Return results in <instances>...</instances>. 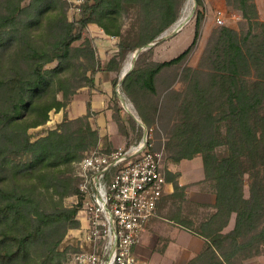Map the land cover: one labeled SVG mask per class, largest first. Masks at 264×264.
<instances>
[{"label":"trees","instance_id":"trees-1","mask_svg":"<svg viewBox=\"0 0 264 264\" xmlns=\"http://www.w3.org/2000/svg\"><path fill=\"white\" fill-rule=\"evenodd\" d=\"M237 1L246 28L215 29L195 66L185 62L199 39L201 14L184 50L156 61L146 59L152 52L148 47L120 84L148 124L155 116L165 119L161 113L170 101L174 115L168 119L166 145L174 163L202 158L214 212L196 228L184 225L204 239L201 251L186 264H234L233 258L264 246V21L258 19L254 0ZM183 2L83 0L70 20L64 0H0V264H58L65 257L68 247L61 251L59 245L68 229L80 225L75 216L79 205L63 203L78 193L74 163L104 141L91 126L89 102L85 114L75 118L65 111L79 88L94 87L98 71L114 72V88L127 54L154 42L177 19ZM196 3L203 5L202 0ZM131 9L136 20L124 32L123 16ZM90 23L118 38L105 64L94 40L83 37ZM174 66L180 67L179 74L168 77L158 92L159 74ZM176 80L184 84L180 91L172 88ZM113 104L121 111L112 99L111 117L126 138ZM52 109L64 110L61 122L31 140L28 129L45 124ZM177 175L165 171L174 189L181 187ZM233 213V227L224 232Z\"/></svg>","mask_w":264,"mask_h":264},{"label":"built area","instance_id":"built-area-1","mask_svg":"<svg viewBox=\"0 0 264 264\" xmlns=\"http://www.w3.org/2000/svg\"><path fill=\"white\" fill-rule=\"evenodd\" d=\"M71 1L79 11L83 0ZM188 17L180 16L165 33L179 31ZM215 19L223 24L221 10ZM74 174L80 225L64 264H148L135 248L171 187L163 171L162 152L153 149L152 129L144 127L141 137L128 145L86 152L74 163Z\"/></svg>","mask_w":264,"mask_h":264},{"label":"rangeland","instance_id":"rangeland-1","mask_svg":"<svg viewBox=\"0 0 264 264\" xmlns=\"http://www.w3.org/2000/svg\"><path fill=\"white\" fill-rule=\"evenodd\" d=\"M64 1L67 3L68 19L71 20L77 16L80 10L76 11L72 8L73 2L71 0H64ZM202 2H203V5L202 7H200L199 5H197L196 0H184L182 7L180 9V13L177 17L178 19L180 16L189 14V17L187 19L188 21L185 24H183V27L179 31L173 32L172 34L165 33V30L169 28L177 20L176 19L169 27H167L165 30H163L160 33V35L157 37V39L154 42H150L145 47L129 52L122 64H127L130 62L131 63L130 70H131L134 67L138 54L141 51H145L148 47H151V46H152L151 54L145 55V56L147 60L148 59L154 60L153 44L157 42L161 37L169 38L170 36L175 35V34L180 38V41L177 44V46H175V48L171 51V53L167 55L168 56L167 58L169 59V58L176 56L189 45L191 38L193 36V32H194L195 20H196L197 15L199 14L202 15L200 36H199L196 47L191 52V54L189 55L188 59L185 62V64L187 65L195 66L197 64L200 54L203 48L205 47L209 36L214 32L215 29L221 26H224V25L237 28L240 31H243L246 28L247 21L242 16L241 11L239 10V5H238L237 0H202ZM254 2L256 4V8L258 12V19L261 21H264V0H254ZM217 10H221L223 13V20H224L223 24H218L216 22L215 17H216ZM135 18H136V11L134 9H131L128 15L123 16L124 32H126L130 28V25L132 24V22L136 20ZM85 30L83 32V37H89L88 35L90 32H88L87 30L85 31ZM112 37L115 38L116 41L118 40L116 36H112ZM143 53L146 54L147 52H143ZM102 63L105 64L107 63V61H104ZM51 65H53V63L47 64L46 67H49ZM176 71H178V74H179L180 67L174 66L171 68H167L159 74V78L157 80L158 92L163 91V86L166 84L165 80L168 77L169 78L172 77ZM119 73L117 76L116 84L119 82ZM123 78L121 79V82ZM183 86L184 84L181 81L176 80L172 88L173 90L180 91L183 89ZM120 89L122 93L124 94L121 85H120ZM124 96L126 97L125 94ZM57 97L61 99L62 98L61 93H58ZM142 99L140 100V103H143L144 105L145 99L143 100ZM156 99L158 100V96L152 95V100L155 101ZM165 104H166L165 111L164 113H161V115H163V118L165 119H159L157 116H155L152 118V120L151 118H149L151 120V123L149 124L144 122L139 117L133 103H132L133 107L131 108H132V111L134 109L133 111L134 114L132 115L128 114L126 111L123 113L122 111L118 112L116 107L113 104L112 108H113L114 115H118L121 117L120 120L127 130L126 138L125 136L120 134V132L118 131V133L122 135V138H123V143L120 144L119 146L128 145L129 143L135 140H138L142 135L144 127L152 129L153 149L162 152V164H163L164 173L165 171L167 173L168 170L172 172L178 171L179 175H177V181L179 185L181 186L179 189H174L173 185L171 184L172 190L170 192H167L165 196L161 198V203H159L158 205L159 217H162V220L164 222H168V224H171V225L178 223L179 226L183 228H185L184 225L191 227V228H196L198 227L199 223L205 221L209 217V215L214 212L213 204H214L215 196L212 191L210 182L205 180L204 168H203L202 158L200 155H197L193 157L192 159H183L179 161L178 163H174L170 159V155L172 151L169 152L167 145H166L167 143L166 141H167V131L171 129V124H172V121L170 122L168 119H170L171 116L174 115V109L171 108L172 105L170 101H167ZM56 112L58 111H54L53 109L50 110L48 114L49 115L48 120L45 124L28 129V132L31 135V140H35L37 137L44 134L47 128H54L58 125V123L61 122L63 116L61 117L58 116ZM92 116L93 114L91 115V117ZM113 121L116 123L117 129H118V123L115 120ZM90 123H91V126L95 128L92 125L91 120H90ZM138 135L140 136L137 139H135ZM103 137H104V141L96 147L97 149L104 150L103 148L104 146H107L109 149L115 148L112 146L111 142L108 140L107 135H104ZM93 149L95 148L86 150L84 154ZM243 191H244V196L248 197L249 189H248L247 180L245 182ZM63 203L67 207H71L75 205L74 204L75 203L74 194L65 197L63 200ZM234 217H235V214L233 213L231 215L228 225L223 230L224 232L230 230L233 227ZM76 228L68 229L64 238L62 239L59 245V249L61 251L65 247H68V249L65 254V257L60 259L58 264H64L67 253L75 245V239L77 237L76 236L77 232L75 231ZM150 240H151L150 243L148 244V246H146L147 249L149 250H146L144 247V251H142L143 252L142 254H144V256L142 255L141 258L147 261L146 256L148 252H150L151 250L152 257L153 259H155V263L153 264H168L158 254V252H162L164 245L166 243L165 236L162 233H160L157 239H155L152 236ZM153 240H156L155 243L153 242ZM178 240L181 241V238L180 239L178 238ZM212 244L216 246L219 244V242L212 241ZM233 263L234 264H264V246H260L257 252H256V247H255V248H252L251 252L248 255L246 256L240 255V256L233 258Z\"/></svg>","mask_w":264,"mask_h":264},{"label":"crops","instance_id":"crops-1","mask_svg":"<svg viewBox=\"0 0 264 264\" xmlns=\"http://www.w3.org/2000/svg\"><path fill=\"white\" fill-rule=\"evenodd\" d=\"M86 30L90 32L88 36L94 40L97 56H99L102 62L108 61L117 50L115 45L117 42L116 39L105 34L100 27L93 23L88 24ZM179 41L180 38L176 34L169 38L161 37L153 44L154 60L162 61L168 59L167 55L171 53ZM125 65L126 64H122L121 66L119 82L114 88L111 85V79L114 76V72L98 71L94 76V87L88 88L84 86L79 88L65 111L69 118H75L85 114L86 103L89 102L91 110L94 112L93 116L90 118L92 125L98 129L100 136H108V140L113 147L122 144L123 138L122 135L118 133L116 123L112 120V110L108 107L109 101L115 98L118 105L121 107L122 113L126 111L128 114H134V109L132 111L131 108L133 107L132 102L124 96L120 89L121 79L130 70V68L125 69ZM56 114L61 117L63 116L64 111L60 110L56 112ZM171 190L172 186L167 192H170ZM165 194L163 196H165ZM159 203H161V199L158 202V205ZM158 205L155 214L149 220L135 251L140 257L142 255L144 256L142 251H144V247L146 250H149L146 246L150 243L151 237L153 236L157 239L159 234L162 233L166 238V243L162 252H158V254L168 264H186L190 258L201 251L204 246V239L191 233L186 228L179 226L178 223L174 222L175 224L171 225L168 224V222H164L162 217H159ZM178 238H181V241H179ZM155 241L156 240H153L154 243ZM146 258L149 264L155 263L151 250L148 252Z\"/></svg>","mask_w":264,"mask_h":264},{"label":"bare ground","instance_id":"bare-ground-1","mask_svg":"<svg viewBox=\"0 0 264 264\" xmlns=\"http://www.w3.org/2000/svg\"><path fill=\"white\" fill-rule=\"evenodd\" d=\"M130 66H131V63L129 62V63H127V64L125 65V69L130 68Z\"/></svg>","mask_w":264,"mask_h":264}]
</instances>
